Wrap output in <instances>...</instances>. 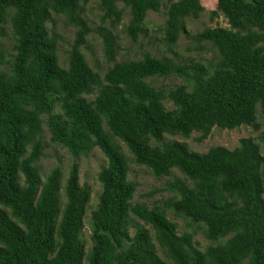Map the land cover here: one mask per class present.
Listing matches in <instances>:
<instances>
[{
    "label": "trees",
    "instance_id": "obj_1",
    "mask_svg": "<svg viewBox=\"0 0 264 264\" xmlns=\"http://www.w3.org/2000/svg\"><path fill=\"white\" fill-rule=\"evenodd\" d=\"M85 1L0 0V25L10 20L15 37L8 60L0 49V264L59 259L65 232L83 228L90 199V186L79 181L78 158L96 147L106 157L97 175L103 214L89 248L76 239L61 264H264V130L242 137L234 148L213 145L205 152L165 140L166 134L199 132L201 142L214 126H264L258 119L259 106L264 113V0L216 1L211 16L222 13L229 26L192 35L217 49L212 68L149 53L115 60L118 35L102 25L97 30L107 62H113L103 76L82 51L94 30L83 15ZM162 5V0H101V20L115 27L128 9L124 32L136 41L147 31L148 12ZM204 10L201 0L168 5L161 29L169 49L186 32L187 18L197 19ZM54 14L75 27L67 67L59 61V35L48 28ZM169 75L183 84L156 86L147 79ZM44 124L50 142L74 158L63 202L62 168L54 166L43 178L39 172L38 161L50 144ZM120 142L156 177L174 168L183 174L148 193L163 190L171 196L151 206L132 202L139 184L129 178ZM169 211L197 223L213 243L195 246L193 232L179 234Z\"/></svg>",
    "mask_w": 264,
    "mask_h": 264
},
{
    "label": "rangeland",
    "instance_id": "obj_2",
    "mask_svg": "<svg viewBox=\"0 0 264 264\" xmlns=\"http://www.w3.org/2000/svg\"><path fill=\"white\" fill-rule=\"evenodd\" d=\"M172 1L177 0H162V7L159 11L150 10L146 18L145 33H141L136 41H133L127 33L124 32L126 25L129 22L130 14L128 9L125 10L124 20L118 23L115 27H112L109 20L102 22L101 15L102 10L100 8L101 0H86L84 3L83 15L88 20L89 25L94 29L88 36V41L85 46L82 47V51L85 54L90 65L100 71L103 76L107 66L113 62H107L106 55L103 49L102 37L98 30L100 26L105 25L113 30L118 35L117 43L120 46V51L115 56V60H128V59H139L144 54L149 53L153 56L160 58L172 59L174 63H177L180 59L188 61L190 58L194 59L195 62L200 63L204 66L212 68V63H216L218 51L212 45L198 43L192 38L193 34L201 31L207 27L229 26L227 18L221 13L220 16L212 17L211 12L216 7L217 0H201L205 6V10L200 14L197 19L187 18L186 21V32H182L176 46L169 49L166 43L162 40L163 34L162 27L166 20V11L168 5ZM120 7L123 4L120 3ZM48 28L51 32L58 34V57L60 64L63 67L68 65V50L71 42L74 38L75 27L68 24L65 21L63 15L54 14L53 20L48 22ZM15 37L12 33L10 20L0 25V49L7 53V60L15 52L13 45ZM203 48H197L203 46ZM9 67V65H5ZM4 66V67H5ZM148 81L156 86L166 85L172 87L176 84H183L181 77L176 75H169L167 77L157 76L147 78ZM94 96V95H93ZM167 108H172L173 105L170 101H165ZM59 107H56L58 110ZM258 119L264 123V113L261 106L258 107ZM261 130H264V126L260 130H255L250 125H242L240 127L228 129L214 126L211 133L203 139L201 142L196 140L199 132H193L189 137H183L179 135H165V140H179L184 142L190 150L197 152H205L213 145H224L228 148H234L239 145L240 139L246 136L257 137ZM44 140L50 143L45 146L43 155L38 161L39 172L42 176L54 166H60L63 170V178L61 180L60 199L63 202V186L65 184V178L67 177L69 166L74 160L71 153L63 146L56 143L50 142V133L44 124ZM122 151L125 153L129 161V178L134 179L138 182L137 190L133 196V203L141 202L151 206L155 202H160L164 198L171 196V193L167 191H157L155 194L148 196V193L156 188H163L167 180H172L176 177L183 178V174L178 169H171L169 175L156 177L148 167L144 165L136 164L133 160L132 154L123 142H120ZM79 162V174L80 183H87L90 186V199L87 203L86 212L84 216V226L81 230H70L65 232V246L60 251V257L55 260L53 264H61L68 256L70 249L73 247L76 239L80 238L85 244L87 250L91 245V233L97 229L98 221L102 216L100 207L98 205L99 193L101 191V185L98 180V172L103 164H106V157L100 148L96 147L89 152L88 155H82L78 158ZM103 211V210H101ZM98 214V216H97ZM169 218L176 223V230L179 234L183 231L193 232L194 245L200 249H205L213 241L208 239L203 232V229L198 226L197 223L190 219L177 216L173 211L168 212ZM141 225L147 226L142 220H138ZM100 224V223H99ZM135 227H130V232L134 233ZM224 239V238H223ZM226 239V238H225ZM158 252L162 255L160 249Z\"/></svg>",
    "mask_w": 264,
    "mask_h": 264
}]
</instances>
